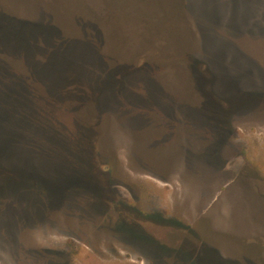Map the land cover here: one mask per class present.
Returning a JSON list of instances; mask_svg holds the SVG:
<instances>
[{
    "label": "rangeland",
    "instance_id": "rangeland-1",
    "mask_svg": "<svg viewBox=\"0 0 264 264\" xmlns=\"http://www.w3.org/2000/svg\"><path fill=\"white\" fill-rule=\"evenodd\" d=\"M4 16L42 31L24 55L0 40V264H264V0H0ZM50 36L69 81L34 71ZM78 83L89 112L34 110Z\"/></svg>",
    "mask_w": 264,
    "mask_h": 264
},
{
    "label": "trees",
    "instance_id": "trees-1",
    "mask_svg": "<svg viewBox=\"0 0 264 264\" xmlns=\"http://www.w3.org/2000/svg\"><path fill=\"white\" fill-rule=\"evenodd\" d=\"M15 22L16 20L9 19L7 18V16H4L3 18L0 17V40H2L3 42V38H8L9 36L13 40V43L16 47L15 49H17L18 52L24 55V53H27L30 50L29 48L31 45H33L34 39L36 38L37 34L42 31L41 30L42 26L31 25L30 32L26 34L24 32V29L16 26ZM12 27H14V29ZM50 38H52L53 41L50 44V46L47 47L48 53L42 59V62L35 64L34 71L35 70L37 71L36 72L37 77L39 76L40 78H43V80L47 83L48 82L51 83L55 81L57 82L62 79L64 81L65 80L69 81L73 78V74L67 71L71 67L63 64V63H70V60L67 58L65 51V46L67 42L64 38H61L60 36H58L56 39L53 38L52 36H50ZM63 68L66 69V72L64 74H63V70H64ZM12 85H14L13 89L15 91H18L20 89V93L24 94V96L26 94L27 96L29 95H31L32 97L34 96L33 92L31 94V90H28L29 89L28 86L27 88H25V85L24 84L21 85L19 81L13 82ZM70 85L71 86L64 91H60L58 87L54 88L52 92L49 91L50 94H48V99L42 101L43 105L39 103V100H37L36 103L31 102V104L36 107L34 110H37V113L41 114L44 117H46L47 114L51 115V111H56L58 110L59 107H64L66 110L70 109L74 111H79L81 113L89 112V105L91 102L92 93H90L89 89H86L85 85H83L82 83L70 84ZM63 92L65 94L68 93V95H70L73 98L60 99L59 97ZM13 103L15 104V101ZM92 124L91 126H93ZM88 126L89 124L86 123L84 126L80 127L81 129L78 130L80 139L83 138V132L86 131ZM91 126L89 127L91 128Z\"/></svg>",
    "mask_w": 264,
    "mask_h": 264
},
{
    "label": "crops",
    "instance_id": "crops-1",
    "mask_svg": "<svg viewBox=\"0 0 264 264\" xmlns=\"http://www.w3.org/2000/svg\"><path fill=\"white\" fill-rule=\"evenodd\" d=\"M261 212H263V209L261 210Z\"/></svg>",
    "mask_w": 264,
    "mask_h": 264
}]
</instances>
